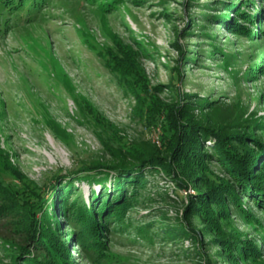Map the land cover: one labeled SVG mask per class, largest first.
I'll return each instance as SVG.
<instances>
[{
	"label": "rangeland",
	"instance_id": "rangeland-1",
	"mask_svg": "<svg viewBox=\"0 0 264 264\" xmlns=\"http://www.w3.org/2000/svg\"><path fill=\"white\" fill-rule=\"evenodd\" d=\"M93 1L48 0L33 20L24 22L27 14L21 13L0 31V148L26 181L43 191L55 181V193L61 185L74 182L75 191L85 200L91 188L100 193L101 184L77 178L80 167L108 158L98 133L114 147L145 142L161 149L162 116L150 110L147 102L154 94L160 103H170L175 96L170 88L236 103L246 116L264 117V56L257 48L264 50V16L252 22L225 9L239 4L243 11L258 14L261 0L243 4L239 2L248 0H199L209 5L185 7L184 0H119L108 9ZM226 1L227 6L222 7ZM206 14H215L220 20H206ZM189 17L195 22L185 31ZM235 22L252 31L254 39L249 40L246 31L235 30ZM175 42L196 58L183 61L180 77L175 70L180 47ZM213 44L224 53H235L236 62L231 57L225 65L222 53L211 54ZM125 50L127 54L122 52ZM131 67L143 75L147 92L134 91L137 75L128 73ZM158 85L161 89L148 91ZM80 95L112 124L111 130L93 121L81 105ZM51 119L68 133L66 138L54 132ZM258 123L244 130L263 142L264 156V127ZM208 145L203 146L206 152L210 151ZM211 159L214 157L209 159V170L203 173L184 176L177 172L186 186L163 174L149 178L133 206L107 226V233L103 230L99 235L105 244L87 254H77L81 248L68 240L72 233L69 219L61 217L60 231L67 233L69 254L77 264H208V259L210 264H226L217 234L206 229L199 217L191 218V227L201 231L202 242L177 228L184 224V207L195 196V186L204 190L207 183L226 179ZM196 174L201 178L196 180ZM0 180L14 191L21 187L14 175L1 168ZM112 180L110 176L107 181ZM28 194L26 191L24 196ZM240 199L264 225L259 208L246 196ZM53 201L51 197L49 203ZM24 212L17 207L14 222L9 223L12 215L0 210V264H9L4 238L17 236V220L22 221ZM230 220V228L222 224L223 234L251 238L261 252L255 262L264 264V231L258 230L256 220L252 225L235 210Z\"/></svg>",
	"mask_w": 264,
	"mask_h": 264
},
{
	"label": "trees",
	"instance_id": "trees-1",
	"mask_svg": "<svg viewBox=\"0 0 264 264\" xmlns=\"http://www.w3.org/2000/svg\"><path fill=\"white\" fill-rule=\"evenodd\" d=\"M95 1L96 6L108 9L119 0H94L93 2ZM47 2L48 0H0V31L6 30L12 25V20H16L23 13L27 14L24 22L33 20L36 16L35 12L45 7ZM246 2L249 0L239 3ZM261 2L262 7L258 8V14L243 11L239 4H231L225 9H231L236 15L243 16L244 20L254 22L255 19L264 16L262 14L264 0ZM201 3L199 0H184L182 4L184 7L193 4L209 5ZM223 6H227V1L222 3ZM164 15L168 17L169 14L165 11ZM204 16L206 20L211 18L220 20L215 14ZM192 18L189 17L185 31L190 23L195 22ZM262 24L264 28V19ZM225 25L228 23L225 22ZM232 27L235 30L246 31L240 22H235ZM246 32L249 40H253L254 33ZM175 45L179 46L178 42H175ZM212 46L214 52L211 51V54L222 53V61L225 65L229 63V58L235 56V53L227 54L221 48L215 47L216 45ZM179 47L180 54L176 60L178 65L175 67L178 77L182 74L183 61H196V58L189 54L190 50ZM257 48L262 50L263 57L264 50L261 46ZM122 52L127 54V50ZM236 60L234 58L233 62ZM256 65L260 67L259 63ZM128 73L137 75V81L132 86L134 91L147 92L144 77L140 71L131 67ZM248 76L251 77L253 74L249 72ZM159 89L161 85L148 88V91ZM170 90L175 92L174 99L170 103H160L159 98L154 94L147 102L150 110L162 116L161 149L145 142L114 147L98 133L108 158L80 167L77 176L79 180L99 183L102 186L100 193L91 188L86 200L75 191L74 182L61 185L55 193L52 188L55 181L46 191L26 181L25 176L10 163L6 152L0 148L1 170L14 175L21 183L20 189L14 191L0 180V200H2L0 210L3 209L8 216L12 215L8 220L9 223L14 222L13 212L17 207L25 211L20 217H23L21 222L19 218V220L16 219L17 236L4 238L9 264H77L69 254L68 244L65 241L67 233L61 234V217L69 219L68 224L72 228V233L69 234L68 240L81 248L77 254L92 252L91 250L105 244V241L99 239V235L103 233V230L107 233V226L118 221L125 210L133 206V202H136L146 188L149 178L163 174L167 178L176 179L175 182L180 186H186L184 179L177 178V172L184 176L197 171L203 173L209 170L210 157H214L211 160L216 161L225 173L226 179H220L218 183L209 182L204 190L195 186L197 188L195 196L189 197L184 207L182 220L184 224L181 222V227L177 228L187 232L196 242H202L199 237L201 231L191 227V218L197 216L206 229L213 230L217 234L220 254L224 256L226 264L248 261L260 264L255 262L256 258L261 256L259 246L253 243L251 238L234 234L224 235L222 224L231 226L230 215L235 210L240 217L253 225L256 217L243 205L240 196H246L264 216V156L261 155L263 142L255 137L254 133L244 130L245 126L253 129L258 122V126L264 127V117H248L246 111L236 103L201 97L196 93L179 91L177 88H170ZM80 102L98 126L111 130L112 124L96 111L86 97L80 95ZM50 124L56 134L64 138L68 136L56 120L51 119ZM248 142L255 147H251ZM206 143L210 144L209 152L203 149ZM110 176L113 180L107 181ZM197 178L201 177L196 174L195 179ZM26 191L29 192L28 196H24ZM73 194L75 197L70 200ZM51 197L54 201L49 203ZM256 224L259 231H264L262 222L256 220ZM261 236L264 243V234ZM210 263L208 259V264Z\"/></svg>",
	"mask_w": 264,
	"mask_h": 264
}]
</instances>
